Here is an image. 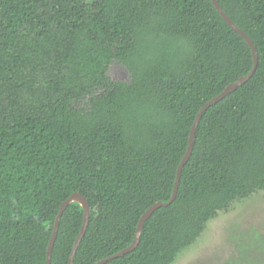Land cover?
Listing matches in <instances>:
<instances>
[{
  "label": "trees",
  "instance_id": "1",
  "mask_svg": "<svg viewBox=\"0 0 264 264\" xmlns=\"http://www.w3.org/2000/svg\"><path fill=\"white\" fill-rule=\"evenodd\" d=\"M218 2L257 70L204 113L176 200L108 264H173L264 192V0ZM253 64L211 0H0V264H47L74 194L91 210L74 264L131 247L170 201L199 112ZM84 213L64 212L51 264H69Z\"/></svg>",
  "mask_w": 264,
  "mask_h": 264
},
{
  "label": "rangeland",
  "instance_id": "2",
  "mask_svg": "<svg viewBox=\"0 0 264 264\" xmlns=\"http://www.w3.org/2000/svg\"><path fill=\"white\" fill-rule=\"evenodd\" d=\"M111 75L126 78L121 67ZM173 264H264V192L220 212Z\"/></svg>",
  "mask_w": 264,
  "mask_h": 264
},
{
  "label": "water",
  "instance_id": "3",
  "mask_svg": "<svg viewBox=\"0 0 264 264\" xmlns=\"http://www.w3.org/2000/svg\"><path fill=\"white\" fill-rule=\"evenodd\" d=\"M211 2L213 3L214 7L216 8V10L219 12V14L221 15V17L223 18V20L225 21V23L236 33H238L245 41L246 43L250 46L251 50H252V54L254 57V64H253V70L251 71V73L245 77V78H241L238 82H235L233 84H231L230 86H228L224 92L222 94H220L218 97L214 98L212 101H210L209 103H207L202 110L199 112L198 116L196 117V120L193 124L191 133H190V138H189V146H188V151L186 156L184 157L182 163L180 164L178 171H177V177H176V182H174V191L172 194V197L170 199L169 202L167 203H163V202H159L157 204H155L153 207H151L146 214L142 217V219L139 222L138 228H137V233H136V238L134 243L132 244L131 247H129L128 249L120 252L119 254H116L114 256H111L105 260H102L100 262H98L97 264H108L109 262H111L112 260L121 258L125 255H127L128 253L134 251L138 245L140 244V240H141V236H142V231H143V227L145 222L150 218V216L158 209L162 208V207H169L171 206L174 201L177 198L178 195V191H179V182L181 180V176H182V172L183 169L185 167V165L188 163V161L190 160L192 153H193V147H194V143H195V138H196V133L200 124V121L204 115V113L210 109L211 107H213L214 105H216L217 103H219L220 101H222L224 98H226L227 96H229L231 93L235 92V90H237L240 86H242L244 83H246L256 72L257 70V64H258V55L256 53V48L254 43L252 42V40L247 36V34L242 31L236 24H234V22L226 15V13L223 11L222 7L220 6L218 0H211ZM79 199V200H78ZM77 202L79 203L83 208H84V222H83V226L81 229V232L76 240V243L74 245L73 248V252L71 254L70 257V261L69 264H74V257L77 253V250L83 240V238L85 237V234L87 232L88 226H89V221H90V214H91V210H90V206L89 203L86 201V199L81 196L80 194H74L70 199H68L66 202H64L60 208V212L58 214L56 223H55V228H54V232L49 244V248H48V259H47V264H51V258H52V252H53V248L55 245V241L57 239V235H58V231H59V227H60V223H61V219L62 216L64 214V212L66 211V209L68 208V206L71 203Z\"/></svg>",
  "mask_w": 264,
  "mask_h": 264
},
{
  "label": "bare ground",
  "instance_id": "4",
  "mask_svg": "<svg viewBox=\"0 0 264 264\" xmlns=\"http://www.w3.org/2000/svg\"><path fill=\"white\" fill-rule=\"evenodd\" d=\"M79 200V199H78Z\"/></svg>",
  "mask_w": 264,
  "mask_h": 264
}]
</instances>
